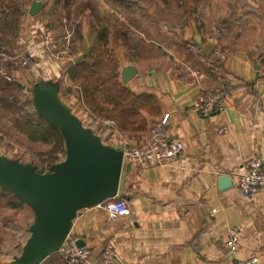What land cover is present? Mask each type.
Instances as JSON below:
<instances>
[{
    "label": "crops",
    "instance_id": "crops-1",
    "mask_svg": "<svg viewBox=\"0 0 264 264\" xmlns=\"http://www.w3.org/2000/svg\"><path fill=\"white\" fill-rule=\"evenodd\" d=\"M208 1V7L202 0L194 8V0L185 2L168 14L163 31L173 36L166 41L159 37L165 45L163 54L120 61V71L129 65L138 68L129 81L131 89L160 99L161 118L169 114L165 125L169 139L183 141L185 149L165 166L143 169L124 164L119 195L128 200L130 215L111 218L96 207L79 211L71 234L92 251L83 264H98L109 244L128 264H239L252 257L264 264V190L248 197L238 187V177L251 161L261 159L264 164V0ZM30 8L12 50H28L33 64L13 70L14 79L22 85L29 81L55 85L60 80L65 84L69 68L84 52L79 47L75 57H56L44 42L45 29L53 31L58 49L62 38L46 27L41 14H30ZM82 25L89 45L87 17ZM216 29L219 33L209 40L206 34ZM216 45L228 52L222 76L207 69ZM193 71H201L203 77H194ZM216 85L228 92L226 109L204 115L194 105ZM62 102L83 124L89 121L77 97ZM106 135L112 138L104 143L115 148L128 138L112 129ZM148 136L134 143H145ZM4 151L0 148L6 156ZM221 176L229 177V188L219 183ZM231 229L238 231L234 249L226 246ZM55 253L40 264H65Z\"/></svg>",
    "mask_w": 264,
    "mask_h": 264
},
{
    "label": "trees",
    "instance_id": "trees-1",
    "mask_svg": "<svg viewBox=\"0 0 264 264\" xmlns=\"http://www.w3.org/2000/svg\"><path fill=\"white\" fill-rule=\"evenodd\" d=\"M32 1L0 0L1 50L13 51V41L18 36V28ZM38 1L44 2L39 14L42 15L46 27L55 31L57 38L66 36L67 29L63 25V18L69 19L68 29L73 30V35L69 55L64 57H75L79 47L84 52L69 68L68 85L63 84L61 80L55 83L61 89L62 101L77 97L88 116L89 121L84 122V125L93 132L95 128L102 127L101 138L111 129L133 140L142 139L150 134L152 126L162 120V103L156 95L148 92L137 93L128 83L122 81L118 48L122 46L123 57L129 63L163 54L161 39L157 41L151 38L154 35L150 32L158 34L161 29L156 31L151 29L149 27L151 20L152 22L157 20L160 12L170 14L175 8L182 9L185 2L192 0ZM200 3L202 0H194L193 8L198 7ZM208 6L209 1L205 0V7ZM113 10L119 12L122 17L115 15ZM83 17H87L89 21V45L85 44ZM79 18L81 19L77 23ZM213 33L219 32L216 29ZM60 48H63V45L60 44ZM207 63L208 71L222 76V60L217 59L214 53ZM32 64L33 59L24 68L12 64L3 65L12 79L9 81L0 75V113L7 110L13 117V128L30 142L51 146L49 151L38 153L37 160H31L38 168L48 171L53 164L65 158L64 139L56 127L38 114L34 105V88L30 92L31 97L25 100L15 99L16 94L13 92V89L26 91V88L14 79L13 70L28 69ZM25 110L27 112L22 113ZM164 129L167 132L166 126ZM0 207L32 210L22 198L1 186ZM71 240L75 241L73 237ZM55 254L59 256L58 252Z\"/></svg>",
    "mask_w": 264,
    "mask_h": 264
},
{
    "label": "water",
    "instance_id": "water-1",
    "mask_svg": "<svg viewBox=\"0 0 264 264\" xmlns=\"http://www.w3.org/2000/svg\"><path fill=\"white\" fill-rule=\"evenodd\" d=\"M43 7V1L33 0L29 12L36 15ZM137 73L135 65L124 67L122 81L128 83ZM33 95L38 114L60 131L66 155L44 171L0 154V186L22 198L34 212L24 251L10 264H40L57 252L80 210L118 196L124 168L123 149L105 144L87 128L61 101L55 85L39 83ZM219 183L225 189L231 185L227 176H221ZM76 245L84 246L81 241Z\"/></svg>",
    "mask_w": 264,
    "mask_h": 264
},
{
    "label": "built area",
    "instance_id": "built-area-1",
    "mask_svg": "<svg viewBox=\"0 0 264 264\" xmlns=\"http://www.w3.org/2000/svg\"><path fill=\"white\" fill-rule=\"evenodd\" d=\"M78 23V22H77ZM63 25L67 29V34L62 38L63 48L58 49V43L54 38L53 31L45 29L44 42L51 48L56 57H64L69 55L71 49V38L73 30L68 29L69 19L63 18ZM75 27V25L73 26ZM216 34V33H215ZM214 33L206 34L209 40L215 39ZM214 55L219 60H224L228 56V52L216 45L213 51ZM33 56L28 50H14L6 52L0 49V75L6 80H11L12 77L3 67L5 64H12L24 68L30 64ZM194 77H203L199 71L192 72ZM264 75V70H263ZM228 92L220 85H216L206 90L195 103L197 111L204 115H212L223 113L226 109V99ZM169 114H166L162 120L156 123L148 136L145 143L135 144L131 138H125L121 145L123 149L124 164L130 163L139 168H149L157 166L169 165L184 151L185 143L179 139H169L164 127L167 124ZM109 123H113L109 121ZM238 187L244 196H257L264 190V164L261 159H255L249 164L247 171L238 177ZM96 208L106 212L111 218H118L131 214V209L128 200L125 197L118 196L105 200L95 206ZM72 230V229H71ZM231 238L227 241L228 249H234L238 242L237 229L230 230ZM70 233L67 240L62 244L57 251L59 257L65 264H83L92 255L91 249L88 247H78L75 241L71 240ZM98 264H128L116 253L114 246L109 244L103 254L102 260ZM239 264H261L258 257L240 261Z\"/></svg>",
    "mask_w": 264,
    "mask_h": 264
},
{
    "label": "rangeland",
    "instance_id": "rangeland-1",
    "mask_svg": "<svg viewBox=\"0 0 264 264\" xmlns=\"http://www.w3.org/2000/svg\"><path fill=\"white\" fill-rule=\"evenodd\" d=\"M112 11V9H110ZM115 10H113L114 12ZM115 15H119L120 13L114 12ZM120 16V15H119ZM122 17V16H120ZM168 12L159 13L158 19L153 20L149 25L151 29L159 30L160 33H153V39L159 41L162 37L163 40L170 39L171 35L167 31H163V28H167ZM81 18L78 19L77 22L80 21ZM146 29V27H144ZM212 33V32H209ZM208 34V33H207ZM170 36V37H169ZM112 46V45H110ZM165 47L164 44L161 47ZM118 58L124 59L122 46H119ZM125 60V59H124ZM126 61V60H125ZM34 81H29L22 85L26 88V91H18L17 89H13V92L16 94L15 99L20 98L25 100L26 98L31 97V90L34 87ZM68 85V83H65ZM71 85V84H69ZM129 87H133L130 82H128ZM131 85V86H130ZM24 88V89H25ZM16 102V101H15ZM73 105V104H72ZM74 106V105H73ZM25 112L22 113H26ZM16 117V116H15ZM12 115L7 112V110L2 111L0 113V148L5 149L6 156L15 157L22 162H30L31 160H37L38 153L49 151L51 148L50 145L42 144V143H32L27 138L20 133H18L13 128ZM154 126V125H153ZM152 126V127H153ZM101 128V127H100ZM152 129V128H151ZM97 134L101 133L99 128H95L94 130ZM151 131V130H150ZM150 133V132H149ZM107 136V137H106ZM110 136L103 135V142H110ZM34 214L30 208L24 209H13V208H1L0 207V264H10L17 257L22 255L24 251V247L26 242L30 236L29 228L31 223L33 222Z\"/></svg>",
    "mask_w": 264,
    "mask_h": 264
}]
</instances>
